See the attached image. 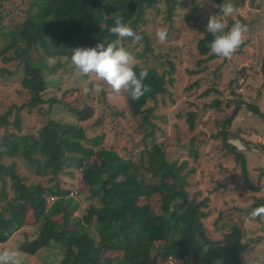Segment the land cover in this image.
I'll list each match as a JSON object with an SVG mask.
<instances>
[{"label": "trees", "instance_id": "16d2710c", "mask_svg": "<svg viewBox=\"0 0 264 264\" xmlns=\"http://www.w3.org/2000/svg\"><path fill=\"white\" fill-rule=\"evenodd\" d=\"M2 1L0 27L9 40L0 52L4 61L16 59L21 65L22 86L29 98L0 113L3 129L0 134V242L10 240L17 230L31 223L36 231L24 233L19 249L34 255L42 248L57 247L62 255L59 264H158L159 258L169 261L168 264H242L241 256L246 250L242 228L237 223L224 224L217 229L219 235L212 233L206 224L209 196L190 197L189 173L182 171L187 162L170 159L163 145L156 141L157 131L162 130L156 121L158 101L169 93L167 84L174 83L176 67L171 61L170 67L161 71L155 62L149 61L153 45L138 26L145 21V10L160 2H165L167 17L171 19L177 0H29L24 17L11 20L8 30L3 25L7 13L2 11ZM214 1L219 3L221 11L226 0ZM117 17H123L125 23L143 36L140 42L144 50L138 56L144 59L134 62V70L139 74L147 69L148 78L144 83L150 91L136 101L125 93L127 108L137 119L142 140L147 143L137 157H124L114 148L104 147V133L90 136L81 123L87 118L85 106L64 102L76 116V122L51 116L53 104L61 100L43 97L48 82L44 57L35 59L33 55L34 50L42 48L48 55L70 58L71 50L77 47L107 44L117 39L109 31ZM202 31L196 44L201 56L197 61L200 68L194 73L202 71L200 65L208 60L220 58L210 51L212 34L206 27ZM222 59L225 62L228 58ZM4 72L12 74L2 68L1 74ZM214 74L218 76V71ZM213 90L219 92L212 85L203 94ZM230 94L232 97L224 106L232 107L233 112L217 123L219 129L214 136L222 137L223 146L244 171L243 152L228 140L237 138L231 129L232 122L247 102L234 90ZM44 103H48L46 120L34 130L24 132L23 110ZM222 105V100L215 98L207 107L223 110ZM196 117L195 111L188 112L191 129H195ZM99 123L101 118L95 120V125ZM192 142L189 153L196 159L198 150ZM20 160L34 176L40 177L39 181H26L18 170ZM63 172L70 176L78 174L85 185L86 190L77 193L90 202L86 214H75L80 201L75 199L72 189L61 185L59 179ZM246 181L253 190L259 188L249 179ZM154 194L161 200L160 211L153 209L149 201L141 202L142 198L150 199ZM261 205L264 199L254 202L250 209ZM110 250L120 253L106 254Z\"/></svg>", "mask_w": 264, "mask_h": 264}, {"label": "rangeland", "instance_id": "374dc122", "mask_svg": "<svg viewBox=\"0 0 264 264\" xmlns=\"http://www.w3.org/2000/svg\"><path fill=\"white\" fill-rule=\"evenodd\" d=\"M233 3L236 11L223 19L229 25L241 18L239 20L248 26L246 39L227 61L222 62L221 57L208 60L200 65L203 68L199 73L193 72L200 68L197 63L201 58L196 49L197 40L203 34L202 28L207 26L209 17L221 15L219 3L214 0H177L172 18L169 19L165 2H160L145 10V21L138 28L148 35L153 45L149 61L155 62L161 71L168 69L171 61L176 67L174 83L167 84L169 93L158 101L156 121L162 130L157 131L156 141L163 145L170 159L178 158L180 162H187L182 171L189 173L187 189L190 197L201 199L209 196L206 224L212 233L217 236V229L224 224L237 223L243 230L246 244V250L241 256L242 264H264V216L255 220L249 217L253 210L250 209L251 205L264 199V174L261 175L264 170V0H233ZM29 5V0L2 1V11L7 13V18L3 21L5 30L12 24L11 20L19 21L24 17V10ZM160 28L168 30L167 42L163 44L156 38V32ZM8 40L9 37L3 35L0 27V50ZM122 43L132 52L134 62L144 59L138 56L144 50L142 42L124 38ZM33 55L35 59L44 57V73L48 82L43 97L61 100L53 104L51 116L61 121L76 122V116L69 112L64 102L71 106L82 105L88 109L87 118L81 121L82 125L90 136L104 133V147L114 148L124 157H137L146 147L137 119L127 108L125 93L115 95L104 84L100 92L86 95L82 90L85 86L91 87L92 83L102 82L93 80L86 85V78L78 76L77 70L66 56L48 55L42 48L34 50ZM49 58H58V62L52 66L48 63ZM60 59L63 62H59ZM2 68L12 71V74L4 72L2 75ZM21 69L16 59L4 61L0 52V113H4L12 104L20 105L29 98L28 91L22 86ZM214 71H218V76L215 77ZM212 85L219 92L213 90L207 95L203 94ZM232 90L240 93L248 103L242 104L232 122L231 129L237 138L228 140L241 148L244 171L234 155L228 153L223 146L222 137L214 136L219 129L217 123L233 112L232 107L224 106L227 99L232 97ZM215 98L222 100L223 110L207 107ZM248 105L254 106L258 111H253ZM47 109L48 103L33 109L25 108L23 131L34 130L35 126L42 124L48 115ZM189 111L197 113L195 129L189 126ZM97 118H101L99 125H95ZM2 132L3 129L0 128V134ZM191 141L198 150L196 159L189 153ZM17 164L19 172L28 183L40 180L21 160ZM246 178L259 188H250ZM59 181L62 186L72 189L75 199L80 201L75 214H86L90 202L77 193L78 190H86L79 175L70 176L63 172ZM146 201L156 211L161 210L158 194L150 199H141V202ZM34 231L36 227L29 223L17 230L10 240L0 242V248L18 250L24 264H59L62 255L57 247L42 248L34 255L19 249L24 233ZM119 253L120 251L115 250L106 252L111 256ZM168 263L169 261L158 259V264Z\"/></svg>", "mask_w": 264, "mask_h": 264}, {"label": "clouds", "instance_id": "9594fccd", "mask_svg": "<svg viewBox=\"0 0 264 264\" xmlns=\"http://www.w3.org/2000/svg\"><path fill=\"white\" fill-rule=\"evenodd\" d=\"M236 11L233 0H226L221 5V15L209 17L206 30L211 33L213 40L209 44L210 51L222 58H231L246 39L248 26L239 19H235L231 27L226 23L225 17L232 16ZM117 39L105 44L98 43L95 47H77L71 50L68 59L77 70L79 77L86 78L87 85L91 81V87L85 86L84 94L100 92L104 84L108 85L115 95L126 93L133 101L139 100L150 87L144 83L148 78L147 69H142L139 74L134 70V56L122 43L124 38H131L135 42L142 41L143 36L125 23L123 17H117L114 26L109 29ZM156 38L163 44L167 42V28H160L156 32ZM58 58H49L48 63L54 66ZM59 62H63L60 59ZM264 216V205L254 208L249 217L253 220ZM0 264H24L18 250L13 248H0Z\"/></svg>", "mask_w": 264, "mask_h": 264}, {"label": "water", "instance_id": "95a60500", "mask_svg": "<svg viewBox=\"0 0 264 264\" xmlns=\"http://www.w3.org/2000/svg\"><path fill=\"white\" fill-rule=\"evenodd\" d=\"M238 150H241V148H237Z\"/></svg>", "mask_w": 264, "mask_h": 264}]
</instances>
